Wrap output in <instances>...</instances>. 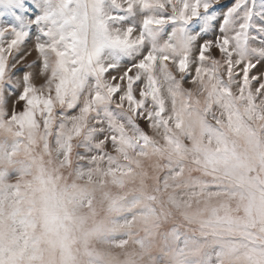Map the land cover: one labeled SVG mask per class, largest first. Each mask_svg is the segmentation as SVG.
<instances>
[{
    "label": "snow or ice",
    "instance_id": "6c2138e0",
    "mask_svg": "<svg viewBox=\"0 0 264 264\" xmlns=\"http://www.w3.org/2000/svg\"><path fill=\"white\" fill-rule=\"evenodd\" d=\"M249 120L264 121V0H0V159L33 145L70 153L74 137L99 155L143 153L160 137L173 155L191 152L235 178L236 138L256 137ZM190 179L200 191L226 187ZM40 183L38 208L8 186L0 226L15 227L7 246L0 231V264H39L33 211L46 230L62 223L59 197ZM228 222L202 231L213 250L203 264L236 255L217 227ZM248 264H264V245Z\"/></svg>",
    "mask_w": 264,
    "mask_h": 264
},
{
    "label": "rangeland",
    "instance_id": "374dc122",
    "mask_svg": "<svg viewBox=\"0 0 264 264\" xmlns=\"http://www.w3.org/2000/svg\"><path fill=\"white\" fill-rule=\"evenodd\" d=\"M248 124L256 137L236 138L239 166L235 178L228 179L223 166L213 172L191 152L173 155L160 137L145 152L128 149L126 155L96 154L82 137L72 139L70 153L33 145L28 152L0 159V209L9 210L14 189L8 186L16 184L38 208L40 181L50 182L62 223L46 230L39 211H33L39 264H176L181 248L185 264H203L213 250L206 246L212 237L201 233L209 222L224 217L229 222L217 225L220 235L237 250L230 264H248V257L255 258L264 245V163L257 147L264 146V121ZM177 158L182 163L174 172ZM191 177L226 187L200 191L192 187ZM149 207L157 209V217L143 214ZM14 227L7 220L0 226L6 246ZM172 230L178 239L168 235Z\"/></svg>",
    "mask_w": 264,
    "mask_h": 264
}]
</instances>
